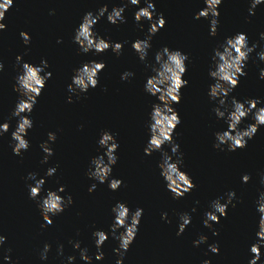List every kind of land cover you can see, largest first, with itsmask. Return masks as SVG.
Returning a JSON list of instances; mask_svg holds the SVG:
<instances>
[{"label":"water","instance_id":"water-1","mask_svg":"<svg viewBox=\"0 0 264 264\" xmlns=\"http://www.w3.org/2000/svg\"><path fill=\"white\" fill-rule=\"evenodd\" d=\"M153 2L157 16L163 13L167 24L153 37L147 61H141L132 48L134 41L148 35L151 22L142 21L141 28L134 17L140 7L146 6L144 0L139 6L128 4L126 23L113 25L105 14L94 26L104 39L124 43L120 55L112 49L100 54L82 53L74 36L87 12L95 14L105 4L111 11L127 4V0H14L6 13L2 22L7 29L0 32V61L5 65L0 72V124L8 122L10 129L0 135V235L7 237L0 247V264H69V256L76 257L72 264H86L70 241H79L81 248H88L93 264H116L119 256L114 249L119 247V241L112 237L111 225L112 208L118 202L126 203L132 211L138 207L144 210L124 264H203L204 260H211L212 264H249L253 258L250 248L257 242L260 218L257 201L264 192V126L246 148L230 152L225 145L224 151L216 149L215 133L227 130L228 125L217 118L213 109L218 101L211 100L208 92L215 83L209 76L214 50L228 37L243 32L249 46H259L247 61V76L240 77L228 102L232 97L241 102L250 98L264 101V79L260 78L264 60L258 57L264 50V4L250 15L251 0H223L218 9V35L213 37L210 19H195L196 13L206 7L205 0ZM21 32L30 34V44L24 43ZM60 40L62 43H58ZM165 46L182 50L190 57L183 77L190 83L181 89V102L173 105L182 121L174 138L184 153L181 171L192 178L196 187L180 199L173 197L161 176L162 152L150 156L144 152L150 139L149 114L152 105L159 103L158 97L144 90L147 78L153 75L146 65L155 64L156 53ZM21 55L23 62L35 66L47 60L49 67L45 72L50 71L52 77L30 114L33 127L26 136L30 147L18 156L13 152L12 132L19 118L11 114L20 99L14 86L22 73V64L16 60ZM93 60L106 64L99 73L98 86L68 103V85L74 70ZM125 71L135 75L124 81L121 75ZM258 107H264V102ZM254 122L249 115L240 128ZM104 131L112 132L119 143L118 162L109 177V181L123 180L116 191L109 188L108 182L101 184L87 175L92 159L106 151L98 143ZM49 132L57 135L51 143L54 155L48 163H42L46 154L40 145L48 141ZM163 150L171 154V145L165 144ZM50 167L57 171L49 177L46 173ZM32 172L37 173V179L46 180L41 198L48 190L64 186L65 192L59 194L65 198L71 195L74 200L63 213L52 217L54 223L47 227H42L46 222L41 209L30 198L29 185L35 181L27 177ZM245 174L251 176L248 183L242 181ZM92 184L97 185L96 190L89 192ZM230 191L236 193V206L229 205L227 217L222 216L219 223L213 224L219 232L218 236L213 235L204 226L205 213L211 210L213 200L224 197L222 202H226ZM193 208L197 210L193 212ZM165 212L168 220L162 218ZM183 213L192 220L183 234L177 235ZM96 230L109 235L101 249L103 260L95 259ZM201 235L207 236L208 241L197 247L194 241ZM213 243L219 245V254L209 250ZM45 244L51 245L47 260L40 255ZM60 245L64 246L63 255L58 254ZM261 252L258 264H264V247ZM7 255H11V261L4 259Z\"/></svg>","mask_w":264,"mask_h":264},{"label":"clouds","instance_id":"clouds-1","mask_svg":"<svg viewBox=\"0 0 264 264\" xmlns=\"http://www.w3.org/2000/svg\"><path fill=\"white\" fill-rule=\"evenodd\" d=\"M145 7H140L135 12L134 17L137 24L142 28L141 23L144 20L150 21L148 35L146 39H137L132 43V48L138 54L141 61H147L149 49L152 47L153 37L166 26L167 20L163 13L157 16L156 4L153 0H144ZM223 0H205L206 7L196 13L195 19H210V35L215 37L218 35L219 25V6ZM128 4L139 6L141 0H127L124 6H117L109 11L107 4L98 9L97 13L87 12L79 27L76 29L74 43L79 45L82 53L95 52L96 54L103 53L112 49L117 55L122 54L124 43L111 42L99 36L94 31V26L107 14V20L118 25L126 23L127 19L124 16ZM264 4V0H251L249 14L255 15L257 6ZM14 0H0V32L7 29V25L3 23L6 13L13 7ZM24 43H31V36L28 32L20 33ZM261 39H264V33H261ZM62 43V40L58 41ZM259 46L254 43L249 46V39L246 33H237L233 37H228L223 44L214 50L212 60L213 66L209 70V76L215 83L209 86V98L213 101H218V106L213 109L217 118L225 120L228 127L227 130L218 131L215 133L216 142L214 147L220 151H224V146L227 145V151L235 152L237 149L246 148L248 141L253 139L259 128L264 126V107H258L262 102L258 98L246 99L243 102L232 97L231 102H228V97L237 88L241 76H247L245 68L250 54L253 53ZM260 60H264V50L258 53ZM190 57L182 50H173L167 46L163 47L155 55V64L148 63L146 66L151 69L153 75L147 78L144 85V90L152 96L158 97L159 103L152 105V111L149 114V132L150 139L147 143L144 152L146 155H152L154 152H162V162L159 164L161 176L166 182L167 189L173 194L175 199H180L186 193L191 192L196 185L192 178L184 171H181V165L184 163V153L180 151V145L175 142L174 133L182 121L179 112L173 107L182 100L181 89L189 85V81L183 79L187 72V62ZM17 64H22V73L16 77L14 90L20 94L15 109L12 112V117H17L18 124L15 131L12 132L13 152L15 155H21L30 147L29 140L26 139L29 129L33 127V120L30 114L33 112L38 97L43 93L47 81L52 77L50 71L45 72L49 67L47 60H42L40 66H35L28 62H23L24 57L17 56ZM4 63L0 61V72L4 71ZM106 67L104 62L95 60L83 64L82 67L74 70L72 83L68 85V103L74 102V97H79L81 94L87 93L90 88H96L99 84V73ZM43 73V74H42ZM135 75L132 71H125L121 75L124 81L129 80ZM260 78L264 79V69L260 71ZM107 89H105L106 91ZM252 115L255 121L241 129V123ZM83 127V126H81ZM10 129V123L5 122L0 124V135L7 133ZM57 139L55 132L48 133V141L40 145L43 152L46 154L42 163H48L51 156L54 155V150L51 143ZM99 145L106 151L104 154L94 157L91 161L92 167L89 168L87 175L89 178L98 181L99 183L108 182L109 188L113 191L119 190L123 184L121 179H111L113 166L118 162L116 155L119 149V143L116 136L110 131H104L101 134ZM165 144L171 145V154L163 150ZM106 157V159H105ZM175 157V159H174ZM56 167H50L47 170V176L56 174ZM27 179L35 181L34 185H29L30 198L37 202V206L41 209L43 220L46 222L42 227L50 226L54 223L52 217L63 213L66 207L71 206L74 200L71 195L61 196L59 193L65 192V187L60 186L58 190H48L47 194L41 198L43 187L46 183L44 178L37 179V173L28 174ZM251 176L243 175L242 181L248 183ZM264 182V180H262ZM97 185L92 184L89 192H94ZM236 198L235 191L226 193V202H222L225 198L220 197L211 202V210L205 213L203 221L204 226L211 229L213 235H219L218 230L213 227L214 223L220 222V217H227L228 207H235L234 200ZM199 203V201H197ZM197 209L193 208L195 212ZM257 211L260 214L257 231V242L252 244L250 252L253 256L249 264H258L261 260V248L264 247V192L260 194L257 201ZM114 221L111 225V235L119 241V247L114 249L119 256L116 264H124L125 254L136 239L139 231V225L144 213L143 208H136L132 211L126 203L118 202L113 208ZM163 219L168 220V214L165 212ZM191 216L188 213L180 215L179 231L177 235L183 234L185 229L191 223ZM171 222V221H169ZM124 229V231H119ZM97 252L96 260H103L104 252L101 250L105 242L109 239L108 233L102 230L93 232ZM7 240V237L0 235V247ZM208 237L201 235L199 239L194 241V245L199 247L201 244L207 243ZM73 247L80 252V257L86 264H93V257L89 255L88 248H81L79 241H70ZM51 250L50 244H45L41 251V259L47 260L48 253ZM64 246L60 245L58 254L63 255ZM209 250L212 253L219 254L220 248L216 243L209 245ZM11 249L8 252L11 253ZM5 260L11 261V255L4 257ZM75 256H69V264L75 261ZM203 264H212L211 260H204Z\"/></svg>","mask_w":264,"mask_h":264}]
</instances>
